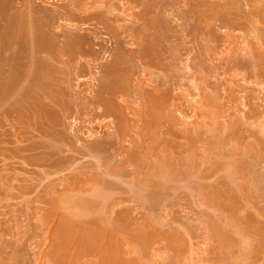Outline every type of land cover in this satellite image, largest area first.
<instances>
[{"label":"rangeland","instance_id":"1","mask_svg":"<svg viewBox=\"0 0 264 264\" xmlns=\"http://www.w3.org/2000/svg\"><path fill=\"white\" fill-rule=\"evenodd\" d=\"M103 261L264 264V0H0V264Z\"/></svg>","mask_w":264,"mask_h":264},{"label":"bare ground","instance_id":"2","mask_svg":"<svg viewBox=\"0 0 264 264\" xmlns=\"http://www.w3.org/2000/svg\"><path fill=\"white\" fill-rule=\"evenodd\" d=\"M101 23V22H100ZM102 25H103V27H104V25H105V27H107V25L105 24V22L103 23H101ZM104 27V28H105ZM108 29H106V30H109V26L107 27ZM76 38V37H75ZM83 39V38H82ZM82 39H80V40H82ZM70 40V39H69ZM76 40V39H75ZM84 40V39H83ZM85 41V40H84ZM77 43H79V44H82L83 42L82 41H77ZM77 46H78V44H76ZM77 46H76V48H77ZM47 46L46 45H43V46H41L40 48L41 49H45ZM79 47V46H78ZM74 48V47H73ZM92 52H94V51H92ZM95 53V52H94ZM90 54H92V53H90ZM147 55H146V52H145V50H140L138 53H137V58H138V60H143L144 62H147L146 60H145V57H146ZM113 62H111V63H109V64H115L114 66H112L110 69H108V71L106 72L105 71V66L104 67H102V69H101V71L104 73V75H103V77L105 76V79L107 80L106 82H102V80L101 81H99V85H98V88H97V94L93 97V99H91V105L89 106V109H90V111H91V113H92V115H94L95 117L96 116H102V115H113V116H116L118 119H121L122 117H121V114L119 113V111H118V109H117V107H116V105H115V101L113 102L109 97H107V95L106 96H104V93L105 92H108L109 93V95H111V94H113V93H111V92H118V91H120L121 90V92L125 89V86L118 80V78H116V76H113L114 75V71H115V68H117L118 66V64H119V62H120V59L118 58V57H114L113 58V60H112ZM109 64L107 65V66H109ZM106 65V64H105ZM116 66V67H115ZM106 72V73H105ZM116 72H118V71H116ZM109 73V74H108ZM116 75V74H115ZM14 80V79H13ZM15 82H17L16 80H14ZM10 82V81H9ZM12 82V81H11ZM4 85H6L5 83H4ZM127 85V84H126ZM8 86V85H7ZM12 86V85H11ZM11 86H8V87H11ZM4 87V86H3ZM6 90H9V88H7ZM5 90V91H6ZM9 92V91H8ZM114 92V93H115ZM111 93V94H110ZM107 94V93H106ZM108 95V96H109ZM162 101V100H161ZM116 108V109H115ZM142 110L143 109H141V115H143L142 113H144V111L142 112ZM139 113V112H138ZM123 126V125H122ZM125 127V126H124ZM125 128H128L127 126L125 127ZM124 130V132H125V129L123 128V127H117L116 126V132H115V134H118L119 132H121V131H123ZM126 131H127V129H126ZM122 135H124V134H122ZM118 136V135H117ZM117 139V138H116ZM111 140V139H110ZM108 142V141H107ZM113 142V141H112ZM104 144H106V143H104ZM103 143H102V141L100 142V143H94L93 145H91L90 147H88L87 149H89L90 151H92V152H101V151H104V150H106L104 147H103V145H104ZM108 144H109V142H108ZM107 145V144H106ZM111 145V144H110ZM136 158L137 157H135V153H133V154H130L129 156H128V158H126L125 159V162H133V160H136ZM159 167V166H158ZM157 167V168H158ZM156 168V167H155ZM160 168H162V166L160 167ZM159 171H161V172H163L162 171V169H159ZM230 172V171H229ZM162 174V173H161ZM164 176V175H163ZM163 176H161V177H163ZM63 229H64V226H63ZM111 253V252H110ZM106 256V255H105ZM104 256V259H110V257L109 258H106V257H108V256H111V258L112 259H114V256H112V254H109V252L107 253V256L105 257ZM112 259H110V260H112ZM102 260H103V257H102ZM102 260H101V262H102ZM107 260V261H108ZM115 261V260H114ZM104 262V261H103ZM106 262V261H105ZM104 262V264H107L108 262H106L105 263ZM111 262V261H110ZM113 262V261H112Z\"/></svg>","mask_w":264,"mask_h":264}]
</instances>
